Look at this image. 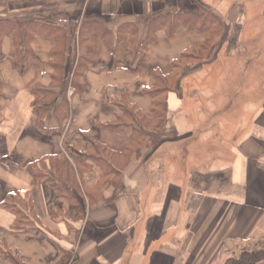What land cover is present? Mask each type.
<instances>
[{
    "label": "crops",
    "instance_id": "1",
    "mask_svg": "<svg viewBox=\"0 0 264 264\" xmlns=\"http://www.w3.org/2000/svg\"><path fill=\"white\" fill-rule=\"evenodd\" d=\"M206 10L221 19L217 48L161 88L208 43L168 31ZM258 17L264 0H0V264H225L264 250ZM216 71L231 88L219 106ZM50 158L74 169L72 183L47 168L62 192L30 172ZM14 209L30 217L22 230Z\"/></svg>",
    "mask_w": 264,
    "mask_h": 264
},
{
    "label": "trees",
    "instance_id": "2",
    "mask_svg": "<svg viewBox=\"0 0 264 264\" xmlns=\"http://www.w3.org/2000/svg\"><path fill=\"white\" fill-rule=\"evenodd\" d=\"M179 27H184V28H198L204 32L207 33L208 35V43L203 45L200 49L196 51H191L190 53H185L181 60L184 59H194L195 63L190 65V66H196L197 64L200 65L202 62L209 60L211 51L213 49H216L219 42V38L222 34V23L221 19L217 14L214 12L206 10L204 12V15H200L199 21L195 22L192 21L191 18H186L184 15H180L179 19L176 20L175 24L172 25L171 30L168 31L169 34H172L175 30H177ZM187 54H192L187 55ZM190 56V57H189ZM190 66H185L180 68L177 72L174 71V73L170 74L168 77L164 78L162 81L163 86L175 88L176 87V82L179 79V77L186 71ZM176 67V65H175ZM163 90H158L153 93L155 96L159 95L160 92ZM155 117H157V120L159 121V124H164L165 121V113L164 110L159 108L157 111L154 110ZM138 131V130H137ZM144 135V132L140 131L137 132V136ZM145 140V139H144ZM50 164L45 162L44 160H41L39 164L41 166H38L39 164L32 165L30 168L31 174L35 177V179L41 180L42 178H45V180L52 182L53 185L60 191L62 192V187L64 189V186L62 184H58L56 175L53 173H47V168H51L52 170H56L57 173L62 174L63 176H66L68 179L70 177V180L72 183L75 181L76 182V177L75 174L73 173V168L68 164L66 160H58L51 158ZM16 209H14L15 211ZM17 217V222L13 226L15 230H22L23 224L25 225V222L29 220V215L25 216L24 214L21 215V210L15 211ZM225 264H264V250L262 249H255L252 251H243L242 254L239 257H232L229 258Z\"/></svg>",
    "mask_w": 264,
    "mask_h": 264
},
{
    "label": "rangeland",
    "instance_id": "3",
    "mask_svg": "<svg viewBox=\"0 0 264 264\" xmlns=\"http://www.w3.org/2000/svg\"><path fill=\"white\" fill-rule=\"evenodd\" d=\"M258 13H259V11H258ZM254 24L249 28V31H248V34L249 35H251V36H253L254 37V39H257L258 37H260V33L262 32V30L264 29V18H260V17H258L256 20H254V22H253ZM257 31H258V34H257ZM257 37V38H256ZM264 45V44H263ZM260 46V44L257 42V40H254L252 43H251V48H252V50H256L257 48H259V50H263V54L260 56V58H258V59H256V63L255 64H257V65H259V66H261L263 69H264V46ZM240 45H239V43L237 42H235L234 43V46H233V48H235V50H236V53H237V55H238V50H239V47ZM190 53V52H189ZM187 55H191V56H194V55H192V54H187ZM190 57V56H189ZM195 63V60L194 59H184V60H179L178 62H177V69L175 70V72H177L180 68H182V67H185V66H190V65H192V64H194ZM197 67H198V64L196 65ZM196 66H190L189 68H188V71H191V68H194V67H196ZM232 76H234V75H232ZM254 76V75H253ZM252 76V77H253ZM211 77H212V79L215 81L214 83H215V89H218L219 91H218V93H217V91H216V93L213 95V97H212V99L214 100V102L216 103V105H220V102L221 101H224V99H225V97H226V93H227V91H231V88L229 87V82H226L227 80L225 79L226 78V76H225V74L223 73V72H221V71H216L215 73H214V75H211ZM235 77V76H234ZM202 78H204V76L203 75H199V76H197V79L196 80H198V81H200V83H203L204 81H206V79L207 78H204V79H202ZM254 78V77H253ZM160 87L162 88V87H164V86H162V85H160ZM160 88V89H161ZM217 108H219V107H217ZM248 113H251V112H248ZM50 160H52L51 158H50ZM49 164H50V162H49ZM38 166H41V164H39Z\"/></svg>",
    "mask_w": 264,
    "mask_h": 264
}]
</instances>
